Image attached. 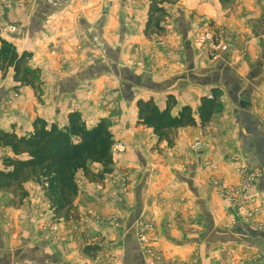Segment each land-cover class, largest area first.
I'll use <instances>...</instances> for the list:
<instances>
[{
  "label": "rangeland",
  "instance_id": "obj_1",
  "mask_svg": "<svg viewBox=\"0 0 264 264\" xmlns=\"http://www.w3.org/2000/svg\"><path fill=\"white\" fill-rule=\"evenodd\" d=\"M44 1L0 0V15L4 11L11 19L3 22L0 16V37L20 53L30 52L32 57L27 65L38 70L35 86L15 82L13 67L0 70V88L7 92L0 101V128H10V122L16 121L24 125L23 130L6 131L28 135L33 131V121L39 117L63 128L70 112L84 110L89 126L102 120L107 122L114 139V165L103 179H90L83 171L77 174L79 195L74 202L75 215L68 220L55 213L44 183L27 181L24 188L28 194L23 199L14 191H0V237L7 240L9 250L22 243L25 246L24 239L30 237L36 244L45 241L50 251L73 264H124L125 237L132 233L133 242L144 252L146 264H264V247L259 244L264 236L252 235L246 228L264 232V190L258 186L261 171L246 165L247 156L240 148L233 118L234 105L226 91L220 90L219 106L212 119L205 126L180 128L171 146L165 140L159 142L151 128L138 124L140 97L150 98L155 93L156 100L162 101L176 89H163L166 81L181 75L185 76L183 83L187 89H182L183 100L191 103L198 116L200 95L207 93L211 97L217 88L203 79H189V73L204 76L220 62H238L248 41L258 40L256 33L246 35L226 21L237 5L246 0L165 2L163 7L169 13L166 11L161 22L164 30L151 35L145 32L151 0H99L96 14L100 15L98 10L108 6L115 17V29H119L120 19L128 28L125 43L113 45L120 60L110 61L102 49L83 43L84 39L75 31L72 39L76 42H71V29L57 30L61 35L57 41L47 34L39 35L29 45L34 52L28 44L9 41L8 38L23 32L18 22L34 14ZM254 1L256 5L264 4V0ZM181 12L186 13L191 24L187 39L173 30ZM81 14L82 9L76 18ZM250 15L254 13L251 11ZM260 15L264 16V12ZM187 47L191 48L193 59ZM194 58L196 66L190 68ZM97 65L101 73L93 74ZM67 80L74 87L70 94L58 88L60 82ZM122 83L133 87V99L129 102L123 97ZM256 109L264 116V99L258 101ZM138 151L147 165H143ZM202 155L196 183L209 199L208 213L201 211L196 196L176 175L178 170L189 176L191 163L199 161ZM14 157L10 147L0 146V170H7L4 160ZM91 167L95 171L102 169L96 163ZM141 183L139 198L136 192ZM206 215L215 217L217 224L212 231L219 237L207 248L206 239L200 240L209 235ZM237 223L245 231L231 234ZM167 230L171 236L166 234ZM230 237L236 241H230ZM22 253L20 250L12 254L14 257L4 253V262H21Z\"/></svg>",
  "mask_w": 264,
  "mask_h": 264
},
{
  "label": "crops",
  "instance_id": "obj_2",
  "mask_svg": "<svg viewBox=\"0 0 264 264\" xmlns=\"http://www.w3.org/2000/svg\"><path fill=\"white\" fill-rule=\"evenodd\" d=\"M76 1H79V3L75 4ZM98 3L99 0H45L38 6V9L34 14H31L29 17H27L26 20H20L18 22L21 24L23 32L13 35L14 38H8V40L13 43L17 42V44H22V46H27V44L29 46L34 41H36V38L39 35L47 34L46 36H48L52 40L57 41V38L61 37V35L59 36L57 30L71 29L70 38L68 37L69 39L73 38L74 35H72V33H74L75 31L78 35H81L80 38L84 39V41H82L83 43L88 42V44H90L92 47H98L100 51L102 49V53L106 55L107 61H110V59L112 58L115 60H120V56L119 54L117 55V51L113 48V45L115 43H125L128 28L126 27L124 20L120 19V22L118 24L119 29H115V17L112 14L111 8L108 6L101 7V9L98 10L101 14H96V6L98 5ZM80 9L84 10V14H81L80 16H78V18H76L77 13L80 11ZM251 11L254 13V15H250ZM8 12L9 9H7V13ZM263 12L264 4L256 5L254 0H246L245 2H240V4L237 5L235 11L232 13V16L226 19V21L229 20L230 22H232V27L234 29L238 31L243 30L246 35L248 34L249 36H251L252 33H256V35L258 36V40L251 39L248 41L247 49L238 62L231 61V63H229L227 61H223L216 65L213 72L211 71L204 76H199L196 73L190 72L188 77L189 79L190 77H192L194 80L198 81L200 79H203V81L208 83V85L209 83L214 84L213 88H217L221 91L225 90L230 97L232 104L234 105L235 113H233V118L235 124L238 127V140H241L240 148L247 156L246 165L254 170L261 171L258 186L262 190H264V116L260 113V115L257 113L258 110L256 109V104L258 103V101H260V99H264V16L260 15V13ZM0 16L3 22L11 20L9 17V13L8 15H5L4 11L1 12ZM188 20L189 18L186 13L181 12L177 17L176 23L173 25V30L185 39H187L191 33V24ZM62 40L60 41V43H63ZM70 41L76 42L73 39ZM250 45L253 46V49L252 46L250 47ZM67 46H69V44ZM256 46L259 49V54L261 52V57L259 54H257ZM29 48H32L33 52L35 51L33 50V47L29 46ZM187 49L191 50L190 47H187ZM190 50L188 54L191 55ZM191 56L193 59V53ZM195 63L196 62L194 58V60L190 63V68H194L196 66ZM96 67L97 68L94 69L95 73L93 74L101 73L98 65ZM100 67L103 66L100 65ZM104 68L105 67H103V69ZM128 77L129 79L133 80V76L129 75ZM184 80H186L184 75L176 76L172 79L167 80L163 89H170L174 86L176 89L175 91H170V93H168L162 101H159L160 103L156 100L155 93H151L150 98H154L158 106L161 109H164L166 106L168 95H174L177 100V105L173 110V114L177 115V113L183 106H192L191 103L184 102L183 100L184 95L182 89L187 90L186 86H184L183 83ZM147 83L151 84V81H147ZM121 85L123 97L126 101H131L133 99L134 92L132 85L125 83H122ZM151 85L155 87V84H153V82ZM59 87H61L62 91L64 90L66 93L68 92L70 94L71 92H74V87L71 85V82L69 80L62 82V84L60 82L58 84V88ZM0 92H2V95H0L1 101V99L5 96V94H7V92L4 91V88H0ZM59 92L61 91L59 90ZM204 96L210 97V95H208L207 93H203L202 95H200V104L201 99ZM177 98H180L179 101ZM140 99L149 98L142 96L140 97ZM261 103H263V101ZM81 112L82 115H84V110H81ZM83 118L84 120H86L85 115L83 116ZM196 118L197 120L199 119L198 116H196ZM15 123L16 121H11L10 124L8 123L10 128H1H3V130H23V124L16 123V128V125H14ZM11 127L13 129H11ZM199 154H201V152ZM137 155L138 157H141L143 165H147L146 158L143 157L142 152L138 151ZM203 157L204 155H202L201 157L199 156V161L191 163V171L189 176L182 174L178 170H176V175L179 181L186 185V187L192 192V194L196 196V201L198 202L201 211L203 210V213H208L210 212V208L208 207L209 199L206 196V192H204L200 185L196 183V173ZM141 186H143V183L140 184V188L136 192L139 198L142 196V190L140 192ZM136 209L137 212L141 210L140 203H138ZM205 217L206 222L208 221L207 225L209 229V235H204V237L200 238V240L206 239L205 247L207 248L213 246L214 242L216 240H219V237L218 234L216 235L212 231V229L217 224L215 217L211 215H206ZM130 225L132 226V223ZM246 228L249 229L252 235L259 234L262 237L264 236V232L251 230L252 228L250 227ZM221 231L222 230H219L220 233ZM243 231H245V229H243L242 226L237 223L230 231V233L242 234ZM166 232L168 236H171V231L167 230ZM24 240L27 241V244H25L24 246V244L22 243L19 247L15 248V250L13 249V251L9 250L10 247H8L9 243L7 242V240L0 237V264H7L6 262H4V258H6L5 256L8 255V257H14L11 255L17 253L20 250H23L22 256H20L21 262H14L12 264H73L69 261H63L62 259H60L58 254L50 251L49 246H47V243L43 240L38 244L32 242V239H30V237ZM230 241L235 242V237H230ZM256 242L259 243L260 241L257 240ZM124 243L126 248L124 264H146L144 252L138 243L133 242L132 233L126 234ZM176 243L178 242L176 241ZM259 244L264 247V240ZM4 253L7 254L4 256Z\"/></svg>",
  "mask_w": 264,
  "mask_h": 264
},
{
  "label": "trees",
  "instance_id": "obj_3",
  "mask_svg": "<svg viewBox=\"0 0 264 264\" xmlns=\"http://www.w3.org/2000/svg\"><path fill=\"white\" fill-rule=\"evenodd\" d=\"M170 1L151 0L146 34L164 30L161 22L167 12L163 4ZM0 42V70L13 67L15 82L22 86H35L38 70L27 65L32 54L27 51L20 53L1 37ZM220 96V90L214 89L211 97H202L197 110L198 120L190 105L183 106L177 115L173 114L177 105L174 95H168L164 109L158 106L154 98L139 99L138 124L151 128L159 142L165 140L171 146L180 128L205 126L212 119ZM113 145L114 139L107 122L102 120L89 126L79 111L68 114V123L63 128L41 117L33 121V131L28 135L20 136L15 131L0 128V146L10 147L15 154L14 158L4 160L7 170H0V191H14L23 199L28 194L24 188L27 181L44 183L46 196L57 216L71 219L75 215L74 202L79 195L77 174L83 171L90 179H103L106 173H111L114 165ZM93 163L101 165L102 169L95 171L91 167Z\"/></svg>",
  "mask_w": 264,
  "mask_h": 264
}]
</instances>
